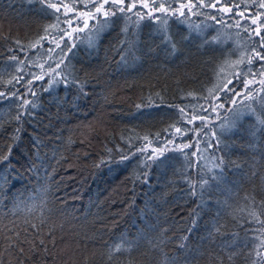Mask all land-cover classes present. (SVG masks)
<instances>
[{
    "label": "trees",
    "instance_id": "trees-1",
    "mask_svg": "<svg viewBox=\"0 0 264 264\" xmlns=\"http://www.w3.org/2000/svg\"><path fill=\"white\" fill-rule=\"evenodd\" d=\"M261 2L220 0L231 11L218 5L198 15L184 9L187 20L170 14L166 26L145 18L137 28L135 16L113 17L90 45L89 29L67 39L59 31L66 24L49 27L56 21L37 0H0V157H8L0 158L3 264H220L216 255L223 264H252L249 252L260 243L254 238L264 239V126L257 121L264 119V86L250 85L248 92L260 91L247 100L238 95L236 105L224 101L233 96L229 89L264 71V61L251 52L259 37L235 26L239 21L264 36ZM76 7L83 10V4ZM96 23L89 20L90 28ZM19 61L23 71L17 72ZM61 70L74 83L49 87L51 76L61 79ZM42 71L41 79H32L31 73ZM17 76L24 79L16 83ZM25 86L36 90L24 96L36 107L29 104L18 120L20 100L11 93L23 95ZM214 101L232 112L220 110V118L209 122L219 145L212 140L205 149L201 141L198 150L191 131H175L194 126L178 109L191 112ZM238 110L245 114L234 117ZM225 117L235 119V126L219 128ZM172 133L175 145L191 146L168 148L163 164L148 160ZM217 158L224 161L222 179L213 180L220 171ZM202 178L208 179L203 191ZM15 233L32 241L35 251L27 242L18 244L23 254L18 247L6 251L7 237ZM121 240L133 243L131 252L109 259ZM244 244L247 249L239 247ZM233 247L237 254L229 260Z\"/></svg>",
    "mask_w": 264,
    "mask_h": 264
},
{
    "label": "snow or ice",
    "instance_id": "snow-or-ice-1",
    "mask_svg": "<svg viewBox=\"0 0 264 264\" xmlns=\"http://www.w3.org/2000/svg\"><path fill=\"white\" fill-rule=\"evenodd\" d=\"M37 2L42 6V11H44L46 14H50L52 17H54L56 23L53 25H50L49 27L56 28L60 23L66 24L67 28H59V31L64 35L69 37V39L72 38V34L74 32L79 33L83 32L84 29H89V33L86 37L89 44L94 43V36H98L99 33L108 26V24L112 23L113 17H117L119 19H126V20H132V16L137 17L133 23L136 25L137 28L140 26V22L144 20L145 18H148L149 20H152L154 22H160L163 26H166L168 24V16L176 15L177 13L179 16L185 17V20H187V16L185 14L184 9H187L188 14L192 15H198L202 14L200 13V9L202 8H217L219 5V11L221 12H229L231 11L230 7H226L225 4H221L220 0H215V2H212V0H176V3H178V8L173 6L172 0H162V2L157 3V0H69V3H65V0H37ZM71 4V6H70ZM77 4H83V10L76 7ZM137 4L140 5L139 8H137ZM91 5V7H90ZM260 7L264 8V0L259 5ZM238 7V5H237ZM196 9V12H193V9ZM51 9L52 12L48 13L47 10ZM63 9V11H62ZM133 9H137L136 11H133ZM147 11H144V10ZM69 13H75L74 15H69ZM131 13V16H128L127 14ZM154 13H164V18L161 19L160 16L154 15ZM118 14H124V16H119ZM242 15V13H241ZM64 17L62 20L61 18ZM100 17H103V19H100ZM211 19L216 20L218 19L217 16H210ZM220 20H223V17L219 18ZM80 20V23H75V21ZM89 20L97 21L96 24H93L90 28L89 26ZM183 22V21H182ZM255 23V20L252 21ZM236 27L243 28L245 31H248V27L245 25H241L239 21L236 22ZM70 29V30H69ZM128 25L125 24L124 31L127 32ZM47 32V29L45 30ZM158 31L165 32L166 33V27H161L158 29ZM254 34L255 37H259L258 40H254V46L251 48V52L258 56L261 61H264V53H262L260 50L264 49V36L261 35V32L259 29H253L252 33L250 35ZM63 36H61V39ZM165 40L168 39V37L165 35ZM43 39V37H42ZM55 40L56 38L53 37ZM39 44V41L36 42ZM74 46V45H73ZM68 51L71 50L70 47L65 46ZM174 47V45H173ZM56 48H60V43H56ZM65 49H61V52H63ZM49 53L54 52V48H49L47 50ZM51 58V57H49ZM12 60H17V57L13 56L11 57ZM63 62V56L60 57V61L55 64V68H60L61 63ZM249 64H251L252 60L249 59ZM23 64V61H19V64L16 66L17 72L23 71V68H21L19 65ZM36 66L43 69V64H36ZM260 68L264 70V64L260 65ZM50 72L55 71L54 68H52L51 65H49ZM249 71H253L249 69ZM32 79H41L44 75L43 71L41 73H31L30 74ZM259 75H264V71L259 73ZM56 76L61 77L59 81L56 80V77H53L52 80L49 81V87L53 85V83H63L65 86H68L71 83H74V81L69 80L68 76L64 74V71L61 70V72H57ZM16 83H19L24 79L23 76H17ZM26 85H29L31 83V80L24 82ZM261 85L264 86V81H260ZM45 91H48V88L44 89ZM260 91V89H252L248 92L246 96L243 97L244 100L253 98V93ZM30 92L33 96L36 95V90L32 88H27V92L23 95L19 94V90L12 92L11 95L17 96V98L20 100L19 107L22 109L17 115V119H21L24 115L28 114V105L31 104L32 108L36 107V101H29L28 99H25L24 96L27 95V93ZM229 92H232L234 96L240 95V93L236 92L235 86L233 88L229 89ZM211 95V92L209 93ZM5 96V92L0 91V97ZM234 96H226L225 101L227 103H231L233 105L237 104L236 99ZM207 100V98H205ZM224 102L214 104L209 102L208 107H205L204 105H200L198 108H193L191 112L187 111V106L179 107V112L182 114L183 120L190 125H194L191 129L188 128H181L176 127L175 131L177 133H180L183 135L186 132L191 131L194 134L195 143L197 145V149L199 150V144L201 141H204V147L205 149H209L213 147L212 140L216 141V145L218 146L220 141L216 136V130L212 127H209V122L213 121L215 119L220 118V112L219 110H224L226 112H232L231 108L224 109ZM242 102V101H241ZM249 108L251 106H248ZM202 113H208V115H203ZM212 113H216L215 117H212ZM245 113L240 112L239 110L237 112L233 113L234 117H238L240 115H244ZM254 114V113H253ZM225 123H222L219 125V128L228 130L229 125L235 126V119L229 121L227 117L224 118ZM196 120H201L203 123L200 125H195L194 122ZM257 121L259 125L264 126V119H260L259 116H257ZM204 129H208L207 132L204 131ZM211 136V139L205 140V137ZM168 143H173L174 140L172 138H169ZM184 147L191 146V141L188 143H185L183 145ZM137 151H143L142 148H137ZM135 153H132L134 155ZM163 155V147L160 148V155H157L156 149L153 150V153L147 157L148 160L160 161L161 164H163L165 161L162 159ZM192 155H195V152L192 153ZM4 160H7V155H3L0 157ZM123 159H129V156H124ZM218 163L215 165V168L219 169V174L213 173L212 179L213 180H220L222 179V173H223V158H217ZM148 167H151V165H147ZM2 179V177H0ZM208 184V179L202 178L201 183L199 185L201 191L204 190V185ZM193 195H195V185H193ZM32 229L37 230L38 234V226L36 224L31 225ZM218 231V229H217ZM19 233H15L14 236L7 237V250H17L18 244L22 245L23 243H31L32 244V251H35L36 245L32 243V241H28L27 239L24 241H20L19 239ZM254 239H257L260 241L258 245L253 246V252H249V255H253V261L252 264H264V239L261 237H255ZM39 244L41 246L44 245V240L40 239ZM239 247L248 248L247 244L239 245ZM133 248V243L131 241H125L121 240L117 243H115L109 250V259L112 258V256L115 253L118 252H131ZM18 251L23 254L24 248L18 247ZM236 249L233 247L231 248L228 259L232 260L233 256L236 255ZM3 252H0V264H3ZM216 260L220 261V264H223L222 259L219 255H216L214 257ZM186 264H190L189 261H186Z\"/></svg>",
    "mask_w": 264,
    "mask_h": 264
},
{
    "label": "rangeland",
    "instance_id": "rangeland-1",
    "mask_svg": "<svg viewBox=\"0 0 264 264\" xmlns=\"http://www.w3.org/2000/svg\"><path fill=\"white\" fill-rule=\"evenodd\" d=\"M75 23H80V20H77ZM70 30V29H69ZM248 36H251L250 35V29L248 28ZM78 33H76V32H74L73 34H72V38L71 39H73L74 38V36L75 35H77ZM67 39H69V37H67V36H65ZM51 76V75H50ZM51 77H54V76H51ZM260 81H264V75H259L258 77H256V78H252V79H249L247 82H245L244 84H242L239 88H235L236 89V92H238V93H240V96L241 97H243V96H245L246 94H247V92H248V87L250 86V85H257V84H261L260 83ZM26 87V86H25ZM28 87V86H27ZM27 87H26V90H27ZM27 91H25V93H26ZM233 96H234V94H233ZM234 98L236 99V98H238V95H236V96H234ZM214 104H218L216 101H214ZM231 104V103H230ZM219 112H220V110H219ZM215 115H216V113H214ZM199 122V120H196L194 123H198ZM203 122V121H202ZM175 135L172 133L171 135H170V138H172L173 140H174V142L173 143H168L167 142V140H166V142L164 143V145L163 146H161V147H163V152L165 151V150H167L168 148H170V147H174V148H183V145H175L174 143H177L176 142V140H175ZM147 150V149H146ZM152 152H153V150H152ZM156 152H157V154H160V149H156ZM23 236V235H22Z\"/></svg>",
    "mask_w": 264,
    "mask_h": 264
}]
</instances>
